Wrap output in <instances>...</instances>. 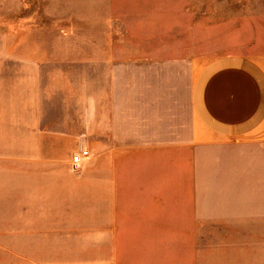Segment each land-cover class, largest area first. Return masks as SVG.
I'll list each match as a JSON object with an SVG mask.
<instances>
[{"label": "crops", "instance_id": "1", "mask_svg": "<svg viewBox=\"0 0 264 264\" xmlns=\"http://www.w3.org/2000/svg\"><path fill=\"white\" fill-rule=\"evenodd\" d=\"M25 32L0 29V264H264V39L71 73Z\"/></svg>", "mask_w": 264, "mask_h": 264}, {"label": "rangeland", "instance_id": "2", "mask_svg": "<svg viewBox=\"0 0 264 264\" xmlns=\"http://www.w3.org/2000/svg\"><path fill=\"white\" fill-rule=\"evenodd\" d=\"M39 28L48 58L64 72H85L88 56L108 51L234 53L225 48L234 37L264 39V0H0V29L10 41ZM151 38L154 47L142 45Z\"/></svg>", "mask_w": 264, "mask_h": 264}, {"label": "built area", "instance_id": "3", "mask_svg": "<svg viewBox=\"0 0 264 264\" xmlns=\"http://www.w3.org/2000/svg\"><path fill=\"white\" fill-rule=\"evenodd\" d=\"M89 157V153L86 150H82L78 153H75L71 156L70 163L74 171H78L81 165L86 162Z\"/></svg>", "mask_w": 264, "mask_h": 264}]
</instances>
